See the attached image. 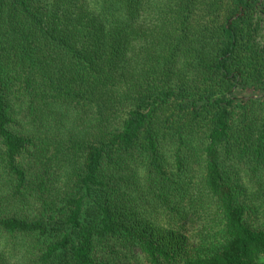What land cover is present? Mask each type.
Returning <instances> with one entry per match:
<instances>
[{
	"label": "trees",
	"instance_id": "16d2710c",
	"mask_svg": "<svg viewBox=\"0 0 264 264\" xmlns=\"http://www.w3.org/2000/svg\"><path fill=\"white\" fill-rule=\"evenodd\" d=\"M0 264H264V0H0Z\"/></svg>",
	"mask_w": 264,
	"mask_h": 264
},
{
	"label": "rangeland",
	"instance_id": "374dc122",
	"mask_svg": "<svg viewBox=\"0 0 264 264\" xmlns=\"http://www.w3.org/2000/svg\"><path fill=\"white\" fill-rule=\"evenodd\" d=\"M253 121L256 122V120L259 118V110H256L254 115H253Z\"/></svg>",
	"mask_w": 264,
	"mask_h": 264
}]
</instances>
